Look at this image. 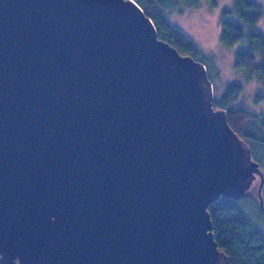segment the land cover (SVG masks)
I'll use <instances>...</instances> for the list:
<instances>
[{"label": "water", "instance_id": "water-1", "mask_svg": "<svg viewBox=\"0 0 264 264\" xmlns=\"http://www.w3.org/2000/svg\"><path fill=\"white\" fill-rule=\"evenodd\" d=\"M213 99L136 0H0V264H229L264 172Z\"/></svg>", "mask_w": 264, "mask_h": 264}, {"label": "trees", "instance_id": "trees-1", "mask_svg": "<svg viewBox=\"0 0 264 264\" xmlns=\"http://www.w3.org/2000/svg\"><path fill=\"white\" fill-rule=\"evenodd\" d=\"M149 15L158 30L160 38L174 45L182 54L193 55L208 68L209 57L178 28L169 23L167 15L182 14L189 7H199L204 3L216 5L215 0H136ZM264 20V7L257 0H236L233 10L223 9L220 22V41L227 46L247 42L244 49L238 50L234 68L242 76L258 78L264 84V33L253 28ZM245 26L250 29L246 30ZM199 57V58H198ZM211 79V78H210ZM212 81V80H211ZM213 108L227 112L231 128L256 152L253 157L259 164L260 152L264 149V116L255 114L233 104L241 97L243 85L239 82L227 84L224 89L216 86ZM259 98L261 94H257ZM261 167V164H260ZM264 191V189H263ZM244 194L242 197H244ZM241 197V198H242ZM221 196L218 201L209 203L213 234L220 249L229 259V264H264V232L244 213L240 199Z\"/></svg>", "mask_w": 264, "mask_h": 264}, {"label": "rangeland", "instance_id": "rangeland-1", "mask_svg": "<svg viewBox=\"0 0 264 264\" xmlns=\"http://www.w3.org/2000/svg\"><path fill=\"white\" fill-rule=\"evenodd\" d=\"M215 1L217 2L216 5L206 2L199 7H189L182 14L168 13L167 19L170 24L180 28L186 37L193 40L202 52L209 57L206 62L209 67V76L216 86L224 89L227 84L233 82H239L243 85L241 97L236 99L233 106L243 107L257 115L262 114L264 116V84L257 77L249 79L242 76L234 68L233 64L236 52L244 49L247 46V42L243 40V42L236 43L233 46H227L220 41L222 10H233L236 0ZM257 1L264 7V0ZM245 27L246 30L250 29L248 26ZM253 30H260L264 33V20H261ZM257 94H261L262 97L259 98ZM260 155L261 169L264 172V149L260 152ZM253 157L258 158L255 151H253ZM259 178L256 177V180L254 179L255 181L250 186V189H248L244 197H240L239 202L244 213L247 214L259 230L264 232V212L261 208L258 191L261 183ZM263 189L264 185L262 188L264 201Z\"/></svg>", "mask_w": 264, "mask_h": 264}, {"label": "flooded vegetation", "instance_id": "flooded-vegetation-1", "mask_svg": "<svg viewBox=\"0 0 264 264\" xmlns=\"http://www.w3.org/2000/svg\"><path fill=\"white\" fill-rule=\"evenodd\" d=\"M261 168V167H260ZM257 178H259V176H257ZM260 179V178H259ZM256 180V179H255Z\"/></svg>", "mask_w": 264, "mask_h": 264}]
</instances>
